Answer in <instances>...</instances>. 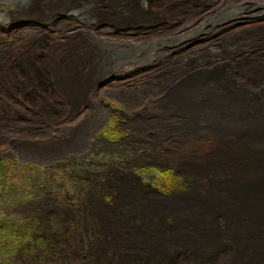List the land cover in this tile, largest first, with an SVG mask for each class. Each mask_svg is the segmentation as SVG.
I'll use <instances>...</instances> for the list:
<instances>
[{"label": "bare ground", "instance_id": "1", "mask_svg": "<svg viewBox=\"0 0 264 264\" xmlns=\"http://www.w3.org/2000/svg\"><path fill=\"white\" fill-rule=\"evenodd\" d=\"M65 1L37 0L30 16H13L16 31L0 23V149L15 144L47 159L144 147L155 152L148 163L188 183L169 195L134 173L110 168L97 181L89 170L83 212L97 242L84 264H264V17L221 26L155 63L105 72L83 26L53 18L80 0ZM209 1L217 12L226 6L199 3ZM187 2L169 10H189ZM96 3L102 30L142 25L146 43L160 21L135 0ZM106 99L124 107L129 133L117 144L91 139L111 112Z\"/></svg>", "mask_w": 264, "mask_h": 264}, {"label": "rangeland", "instance_id": "2", "mask_svg": "<svg viewBox=\"0 0 264 264\" xmlns=\"http://www.w3.org/2000/svg\"><path fill=\"white\" fill-rule=\"evenodd\" d=\"M36 1L0 0V23L10 31H16L17 28L14 29L12 25L13 16L16 13L30 16L36 8ZM46 1L56 3L59 0ZM84 1L64 7L67 10L55 12L53 18L64 16L83 26L80 28L83 35L92 39L93 42H90L99 49L97 55H102L99 64L106 68L105 72L155 63L164 52L197 42L221 26L264 17V0H226V6L219 12L212 8L210 1L206 7H201L199 0H135L139 7L160 16L159 23L149 29L151 34L146 43L142 41L144 32H140L142 25H135L132 29L106 26L102 30L93 21L98 15L97 0ZM168 2L193 5L189 10H183L178 5L171 10L172 13ZM127 32L130 34H125ZM202 46L205 50L215 51L220 47L218 43H204ZM149 105L152 106V103L149 102ZM105 106L111 112L106 119L100 120L98 130L91 139L100 141L105 138L117 144L129 133L123 128V123L127 121L122 114L124 107L112 99H106ZM74 151L77 152V149ZM159 151L164 152L161 149ZM159 151L158 154L161 153ZM72 152L45 159L46 156L27 152L15 144L0 149V264H37L34 263L36 260L39 264H49L54 259L47 261V245L44 238L42 241L37 235L40 233L44 237L46 231L49 232L42 226L46 219L31 211V205L36 202L39 206L45 198L54 195L65 205L74 202V206H78L83 191L90 188L85 176L89 170L95 174L97 181L107 178L111 174L110 168L119 170L124 176L134 173L141 176L146 184L169 195L184 191L182 188L188 184L187 178L177 175L173 170L148 163L146 160L149 155L155 154L149 148L126 146L115 147L113 151L90 148L81 157H74ZM142 156L145 159L142 160ZM112 199L113 194L105 196L107 202ZM8 204L11 206L8 207Z\"/></svg>", "mask_w": 264, "mask_h": 264}, {"label": "flooded vegetation", "instance_id": "3", "mask_svg": "<svg viewBox=\"0 0 264 264\" xmlns=\"http://www.w3.org/2000/svg\"><path fill=\"white\" fill-rule=\"evenodd\" d=\"M107 203L110 202L108 201ZM87 204L88 202L85 200L84 195L78 206H74V202H71L70 205H65L63 202L58 201L57 196L52 195L48 199L45 198L39 206L36 205V202L31 205V211L36 212L39 217L48 220L46 224V220H43L42 223V226L49 230L45 234L48 241L40 233L37 235L42 241L44 238V243L47 245V249H45L47 251V261L54 258L49 264H84L86 262L84 256L89 250V245L92 242H97L95 232L87 228L86 218L84 220L83 209ZM24 205L26 206V204ZM7 206L10 207L11 204ZM25 208L28 207L26 206ZM53 218L55 219L54 221H52ZM95 221L96 219L89 218V222L94 228ZM33 228L34 226H32ZM85 229L88 230L86 233L88 237L82 243V235L85 234ZM36 262L39 264L38 260L34 261V263Z\"/></svg>", "mask_w": 264, "mask_h": 264}]
</instances>
